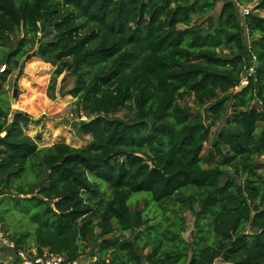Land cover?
I'll return each mask as SVG.
<instances>
[{
  "label": "trees",
  "instance_id": "obj_1",
  "mask_svg": "<svg viewBox=\"0 0 264 264\" xmlns=\"http://www.w3.org/2000/svg\"><path fill=\"white\" fill-rule=\"evenodd\" d=\"M29 53L54 66L50 99L71 77L81 146L39 147L29 115L9 119ZM1 64L0 219L13 203L35 224L4 229L13 264H264V0H0Z\"/></svg>",
  "mask_w": 264,
  "mask_h": 264
},
{
  "label": "rangeland",
  "instance_id": "obj_2",
  "mask_svg": "<svg viewBox=\"0 0 264 264\" xmlns=\"http://www.w3.org/2000/svg\"><path fill=\"white\" fill-rule=\"evenodd\" d=\"M252 6L253 4H248L239 7V13L242 15L245 9L250 10ZM219 7L220 3L217 4L214 14L218 12ZM3 65H0V71L3 69ZM53 70L54 66L50 63L29 53L28 57L24 56L20 60L19 67L14 68L6 78L3 86V100L11 110H20L31 117L34 122L27 124L24 130L29 136L37 140L39 147L51 146L58 142L79 147L84 144V140L77 135L76 128H70L69 125L62 124L61 119L66 118V116H71L75 120L86 119V117H77L75 105L73 104L74 97L60 94L61 89L69 87L72 83L71 77L65 75V73H62L55 80L54 98L50 99L48 97L47 90ZM14 89L16 94L13 98ZM187 102L191 105V98L187 99ZM37 136H39V139H37ZM262 160L264 161V157H262ZM147 195L145 192L135 194L138 197ZM6 208L10 210L1 213L3 218L0 219V232L5 230L11 232L13 226H18L17 230L22 229L21 227L30 229V231L34 230L35 224L30 222L28 217L25 218L26 220L21 219L13 203H5L2 209ZM184 216L189 224L188 228H190L193 217L189 212H185ZM189 231L190 229L183 235L188 237ZM0 252H3L2 248H0ZM80 257L94 260L88 255L87 250L82 251Z\"/></svg>",
  "mask_w": 264,
  "mask_h": 264
},
{
  "label": "built area",
  "instance_id": "obj_3",
  "mask_svg": "<svg viewBox=\"0 0 264 264\" xmlns=\"http://www.w3.org/2000/svg\"><path fill=\"white\" fill-rule=\"evenodd\" d=\"M248 12L247 9L243 11V14ZM4 68V65L2 66ZM254 65L248 68V75L252 74ZM241 83L246 84V76L241 79ZM13 243L4 235L3 232H0V248L12 250ZM29 251L31 255H29ZM29 251L18 250L16 251V256L19 258V264H93L92 260L88 259H75L72 261L67 260L61 254H52L43 252L40 255H36L34 249ZM14 257L10 254H1L0 252V264H13Z\"/></svg>",
  "mask_w": 264,
  "mask_h": 264
},
{
  "label": "water",
  "instance_id": "obj_4",
  "mask_svg": "<svg viewBox=\"0 0 264 264\" xmlns=\"http://www.w3.org/2000/svg\"><path fill=\"white\" fill-rule=\"evenodd\" d=\"M33 54V52H32ZM29 54L26 55V57H28ZM254 66H257L258 62L254 61ZM245 84L241 83L236 89L235 91L240 90L242 87H244ZM16 94V90L14 89L13 91V98L15 97ZM20 111V110H18ZM15 112V110H11V114L9 116V119L11 118V115ZM21 112V111H20ZM25 115H27V113L24 112ZM86 121H88V119H79V120H75L73 119L71 116H66V118L61 119L62 124L65 125H69L70 128H77L78 126L83 125Z\"/></svg>",
  "mask_w": 264,
  "mask_h": 264
}]
</instances>
